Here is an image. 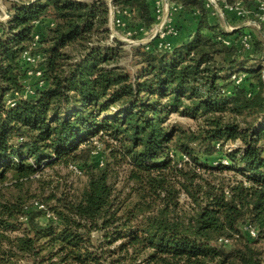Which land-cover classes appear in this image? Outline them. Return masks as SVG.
Returning a JSON list of instances; mask_svg holds the SVG:
<instances>
[{
	"label": "trees",
	"instance_id": "trees-1",
	"mask_svg": "<svg viewBox=\"0 0 264 264\" xmlns=\"http://www.w3.org/2000/svg\"><path fill=\"white\" fill-rule=\"evenodd\" d=\"M155 1L110 0L132 39L154 27ZM3 3L0 264H264L259 2L216 0L228 31L206 0H168L196 20L170 49L111 37L107 0ZM34 35L40 87L22 60Z\"/></svg>",
	"mask_w": 264,
	"mask_h": 264
},
{
	"label": "built area",
	"instance_id": "built-area-1",
	"mask_svg": "<svg viewBox=\"0 0 264 264\" xmlns=\"http://www.w3.org/2000/svg\"><path fill=\"white\" fill-rule=\"evenodd\" d=\"M207 1V6H212L217 9V12L222 14L221 10L218 9V5L216 3V0H206ZM259 2V9L264 12V0H257ZM230 11H233L236 16L238 17H243L245 15V11L241 8V6L238 4L233 8H228ZM181 10L179 6L176 5H171L168 3V0H156L155 1V9H154V14H155V19L156 23L152 30L147 34V39L145 40H136V41H131V44H144L149 41H151L154 38H158V43L157 46L158 48H165V49H170L171 44L166 41V39L172 35L173 37L177 35V31L172 27L171 25V16L173 13H177ZM116 14H119L116 12ZM112 16H115V12L113 10ZM9 17L8 11L3 3V0H0V21H5ZM263 17H260V20H262ZM116 26L118 28L124 27V22L121 19H115ZM253 24L256 26L254 22H247L245 25ZM233 28L227 25L228 31H231ZM135 34V31L128 30L126 32V37L131 38L132 35ZM113 37V35H111ZM37 40H38V35H34V42L31 44L29 50H26L22 54V60L25 63L27 69H26V76L27 77H35L37 80V85L40 87L42 85V81L40 80L41 78V71L39 67H37V63L40 59V54H31L30 50L34 49L37 46ZM243 41H246V37L243 39ZM231 80L234 81L235 84H239L243 80V76H236L233 75L231 77ZM32 94V88L30 85H26L25 90L22 93H12L10 95H7L5 98V103L7 106H13L15 104V101L19 99L20 97H27ZM101 165V164H100ZM70 170L75 175H79L80 171L76 166H70ZM39 208H42L41 205L38 206ZM49 216V215H47ZM245 231L247 234L250 236V238H254L256 233L255 230H253L250 226H247Z\"/></svg>",
	"mask_w": 264,
	"mask_h": 264
},
{
	"label": "rangeland",
	"instance_id": "rangeland-1",
	"mask_svg": "<svg viewBox=\"0 0 264 264\" xmlns=\"http://www.w3.org/2000/svg\"><path fill=\"white\" fill-rule=\"evenodd\" d=\"M213 9H214L212 11L213 14L210 13L211 14L210 15V21L211 22H214V21L222 22L224 19L223 13L220 15V13L217 12V9L215 7H213ZM228 18L230 19V21L232 23H234L233 22L234 20L232 19L230 14H229ZM195 21L196 20L192 15L179 14V13H173L171 16V20H170L172 27L177 31V35L179 34L181 36V38H187L190 35L192 30L195 28V24H196ZM109 28L111 31V35H113V38H116V39L120 40L121 42L128 44V45H131V46L136 45V44H131L130 43L131 41H136V40H142L143 41V40L147 39V35H141L139 37V39L127 38L125 34L128 30H125V27L118 28L116 26L115 18L113 16H112L111 24L109 21ZM177 35L174 37H177ZM169 37L173 38L172 35H170ZM35 81H36L35 77H32V78L30 77V78L25 80V82L27 84H33ZM170 120L179 122V123H181L187 127H194V123L191 120L180 117L176 114H172L170 117ZM46 175L48 177L53 178L54 180H57L54 173L50 170L46 171ZM58 178H59V181H61V182L65 181L68 183H72L74 186H79L82 182H84L83 177L75 176L74 174L67 172V171H64V170L59 172ZM40 221H42V220L40 219Z\"/></svg>",
	"mask_w": 264,
	"mask_h": 264
},
{
	"label": "water",
	"instance_id": "water-1",
	"mask_svg": "<svg viewBox=\"0 0 264 264\" xmlns=\"http://www.w3.org/2000/svg\"><path fill=\"white\" fill-rule=\"evenodd\" d=\"M107 1L109 3V7H110V18H109V21H110V24H111V22H112L113 6H112V3L110 2V0H107ZM226 26H227V24H226Z\"/></svg>",
	"mask_w": 264,
	"mask_h": 264
},
{
	"label": "crops",
	"instance_id": "crops-1",
	"mask_svg": "<svg viewBox=\"0 0 264 264\" xmlns=\"http://www.w3.org/2000/svg\"><path fill=\"white\" fill-rule=\"evenodd\" d=\"M6 7V6H5ZM259 12H260V17H263L264 18V12L263 11H261L260 9H259ZM263 20V19H262ZM223 24H224V28L225 29H227V26H226V22H225V20L223 19ZM228 25V24H227ZM264 37V36H263Z\"/></svg>",
	"mask_w": 264,
	"mask_h": 264
}]
</instances>
